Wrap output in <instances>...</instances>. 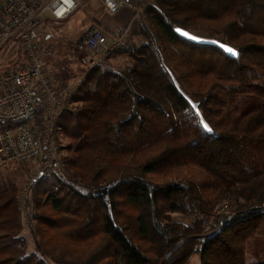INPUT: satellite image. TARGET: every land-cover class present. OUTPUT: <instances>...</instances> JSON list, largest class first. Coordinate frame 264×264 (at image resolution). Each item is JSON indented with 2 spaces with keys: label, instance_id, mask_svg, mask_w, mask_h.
<instances>
[{
  "label": "trees",
  "instance_id": "obj_1",
  "mask_svg": "<svg viewBox=\"0 0 264 264\" xmlns=\"http://www.w3.org/2000/svg\"><path fill=\"white\" fill-rule=\"evenodd\" d=\"M144 15L104 56L122 62L84 64L65 99L64 173L24 206L26 181L0 177V264H246L264 239V0H155Z\"/></svg>",
  "mask_w": 264,
  "mask_h": 264
},
{
  "label": "built area",
  "instance_id": "obj_2",
  "mask_svg": "<svg viewBox=\"0 0 264 264\" xmlns=\"http://www.w3.org/2000/svg\"><path fill=\"white\" fill-rule=\"evenodd\" d=\"M102 3L106 13L115 15L126 1ZM78 4V0H0V50L17 43L24 55L20 66L0 74V168L33 163L21 191L22 206L29 185L48 175L64 173L56 147L60 134L56 122L65 99L74 97L81 79L64 89L56 88L43 61L53 46L39 42L40 24L47 13L56 20L67 18ZM122 44V38L109 43L108 35L93 25L78 41V48L85 53L86 66L93 67Z\"/></svg>",
  "mask_w": 264,
  "mask_h": 264
},
{
  "label": "rangeland",
  "instance_id": "obj_3",
  "mask_svg": "<svg viewBox=\"0 0 264 264\" xmlns=\"http://www.w3.org/2000/svg\"><path fill=\"white\" fill-rule=\"evenodd\" d=\"M78 2V7L67 18L56 20L51 14L47 13L43 22L40 24L39 42L53 46V49L46 57L43 58V61L48 74L53 79V82L55 81V83L59 85L60 83L63 84V82L71 83L74 80L82 78L81 76H84L86 73V64L85 62L83 63L82 58L84 53L78 48V41L87 29L91 28L93 25H99L95 19V13L99 10L105 12L102 0H78ZM149 3L152 2H146L143 4L141 13L137 18V24L134 26V29H136L135 35L132 36L131 39L134 37L136 38L142 26L141 24L147 23V19L144 15V9ZM180 30H182V33L187 32L189 34L187 36L197 41L218 42L214 37L202 32L183 29ZM127 40H129V38L124 41ZM120 46H123V44ZM124 46H127V43ZM225 47L226 49L231 48L229 46ZM23 60L24 55L17 43H9L5 45L0 50V74L20 66L23 63ZM122 60L123 58L121 56L110 59H105L104 57L101 62L117 66L122 62ZM258 84L263 85L264 81L259 82ZM189 98L193 104L197 105V99L195 97L189 95ZM229 111L233 117L238 115V110L230 109ZM59 136L61 144L66 141L63 132L60 133ZM59 153L60 156H62L63 153ZM32 168L33 163L30 161L16 163L6 169L0 168V177L4 180L5 184L10 185L12 183H17L22 186V184L27 181L26 179ZM231 205L233 206V204ZM232 206H229L228 208L229 213L233 209ZM175 219L184 221L188 224L193 221V217L182 213H175ZM213 221L214 218L206 219L207 224H210ZM33 243L34 239L30 235V245H33ZM261 262H264V239L257 237L248 243L246 264H258ZM52 264L58 263L52 262ZM189 264H201L200 253L194 254Z\"/></svg>",
  "mask_w": 264,
  "mask_h": 264
},
{
  "label": "crops",
  "instance_id": "obj_4",
  "mask_svg": "<svg viewBox=\"0 0 264 264\" xmlns=\"http://www.w3.org/2000/svg\"><path fill=\"white\" fill-rule=\"evenodd\" d=\"M126 4L115 14L97 11L95 19L99 23L98 26L108 35V41L111 43L115 38L131 39L135 35L136 29L134 26L137 24V18L141 13L143 4L146 2H154L155 0H125ZM87 29L81 38L86 34ZM80 38V39H81ZM70 83V82H69ZM54 84L55 81H54ZM63 84H56L57 89H62Z\"/></svg>",
  "mask_w": 264,
  "mask_h": 264
},
{
  "label": "snow or ice",
  "instance_id": "obj_5",
  "mask_svg": "<svg viewBox=\"0 0 264 264\" xmlns=\"http://www.w3.org/2000/svg\"><path fill=\"white\" fill-rule=\"evenodd\" d=\"M177 31H182V30L178 29ZM183 34L186 35V36L189 35L187 32H184ZM227 51H228L229 53L233 54V55H238V53L236 52V50H234V49H232V48H227ZM205 128H206L208 131H212V129H211L210 127H208L207 124H205Z\"/></svg>",
  "mask_w": 264,
  "mask_h": 264
}]
</instances>
